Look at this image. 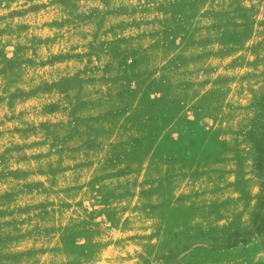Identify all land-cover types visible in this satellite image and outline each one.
<instances>
[{"label":"rangeland","instance_id":"rangeland-1","mask_svg":"<svg viewBox=\"0 0 264 264\" xmlns=\"http://www.w3.org/2000/svg\"><path fill=\"white\" fill-rule=\"evenodd\" d=\"M261 98L264 0H0V264H264Z\"/></svg>","mask_w":264,"mask_h":264},{"label":"crops","instance_id":"crops-1","mask_svg":"<svg viewBox=\"0 0 264 264\" xmlns=\"http://www.w3.org/2000/svg\"><path fill=\"white\" fill-rule=\"evenodd\" d=\"M212 84L211 82H202V86ZM201 86V85H200ZM197 87V86H196ZM254 108L248 103L245 107L238 109L239 113L235 117V127H231L223 130L226 132L219 136L221 139L220 143L217 144V163L215 164L216 173L221 177L224 184L230 188L234 181L238 179H244V183L250 188L249 193L253 192L258 185L253 169L255 167V162H253V144L247 138L245 129L250 126V122L253 117ZM223 118H219L222 124H225L230 118L229 115L225 114ZM229 122H234V119L229 120ZM231 125V124H228ZM229 130V131H228ZM229 135V137H228ZM217 141V140H216ZM248 151L252 153V158ZM259 189V185L257 190ZM256 190V192H257Z\"/></svg>","mask_w":264,"mask_h":264},{"label":"trees","instance_id":"trees-1","mask_svg":"<svg viewBox=\"0 0 264 264\" xmlns=\"http://www.w3.org/2000/svg\"><path fill=\"white\" fill-rule=\"evenodd\" d=\"M261 106L264 108V98H261ZM261 116H264V114L262 112H259L257 114V119L260 120ZM262 124V130L259 137H256L254 132H251V135L247 134V138L253 144L255 152L261 154V156L262 154L264 155V147L262 145H258L259 143L264 142V122ZM259 159H261V157L255 161V166L258 168H261L263 166L262 170L264 171V164L261 163ZM253 231L258 234L264 231V184L261 185L260 194L258 196V201L253 214ZM234 234H237V232H235ZM240 241L247 242V239H241Z\"/></svg>","mask_w":264,"mask_h":264},{"label":"clouds","instance_id":"clouds-1","mask_svg":"<svg viewBox=\"0 0 264 264\" xmlns=\"http://www.w3.org/2000/svg\"><path fill=\"white\" fill-rule=\"evenodd\" d=\"M13 7H17V5H13Z\"/></svg>","mask_w":264,"mask_h":264}]
</instances>
